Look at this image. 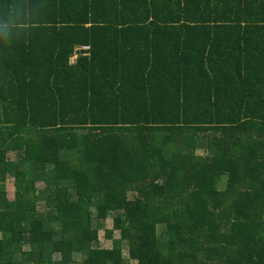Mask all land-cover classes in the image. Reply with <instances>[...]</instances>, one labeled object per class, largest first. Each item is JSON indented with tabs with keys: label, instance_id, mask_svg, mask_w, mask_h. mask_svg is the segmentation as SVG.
Segmentation results:
<instances>
[{
	"label": "trees",
	"instance_id": "trees-1",
	"mask_svg": "<svg viewBox=\"0 0 264 264\" xmlns=\"http://www.w3.org/2000/svg\"><path fill=\"white\" fill-rule=\"evenodd\" d=\"M0 264H264V0H0Z\"/></svg>",
	"mask_w": 264,
	"mask_h": 264
},
{
	"label": "rangeland",
	"instance_id": "rangeland-1",
	"mask_svg": "<svg viewBox=\"0 0 264 264\" xmlns=\"http://www.w3.org/2000/svg\"><path fill=\"white\" fill-rule=\"evenodd\" d=\"M5 188L7 189V193H8V196L10 197H13L14 196V189H15V186L13 184V181L12 179L10 178V180H8V182L6 183V186ZM112 219L109 218L106 222H105V227H106V230H111L112 229ZM104 235H105V231L103 230L102 231V238H104ZM114 238H119V233L118 232H114V235H113ZM127 246V244L125 243V247Z\"/></svg>",
	"mask_w": 264,
	"mask_h": 264
}]
</instances>
